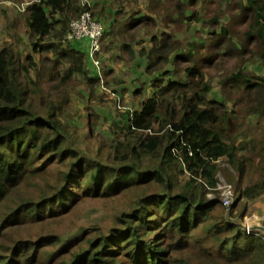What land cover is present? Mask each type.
<instances>
[{"label":"trees","instance_id":"16d2710c","mask_svg":"<svg viewBox=\"0 0 264 264\" xmlns=\"http://www.w3.org/2000/svg\"><path fill=\"white\" fill-rule=\"evenodd\" d=\"M132 1L141 2L108 0L98 20L112 28L125 17L120 49L146 61L135 95L152 91L115 121L113 138L96 133L100 115L91 108L76 116L84 124L69 118L77 93L90 101L107 91L104 72L85 67V49L65 41L79 0H38L22 11L31 53L20 38L0 46V264H264V233L242 225L249 202L264 195V142L243 130L250 115L264 118V77L242 68L246 54L264 61V0H223L224 9L218 0H160L159 9L142 0L147 8L127 10ZM194 22V37L176 38ZM142 30L148 46L137 52L126 35L133 31L135 41ZM106 37L113 29L104 28ZM227 57L240 63L222 74V96L212 98L209 72ZM224 159L237 190L230 208L217 190ZM121 200L108 229L83 226L68 239L50 228L85 203Z\"/></svg>","mask_w":264,"mask_h":264},{"label":"rangeland","instance_id":"374dc122","mask_svg":"<svg viewBox=\"0 0 264 264\" xmlns=\"http://www.w3.org/2000/svg\"><path fill=\"white\" fill-rule=\"evenodd\" d=\"M7 1L10 0H1L0 2V46H2L6 42L15 41L14 39L20 38L22 42L20 43L21 50L27 54L31 53L33 51V48L29 45L27 46L26 43L29 42L28 34L26 33V29L23 22V13L20 11L15 5L13 4H7ZM15 3H21L23 1L21 0H12ZM21 1V2H20ZM79 0V5H80ZM139 4L137 5L136 2L132 1L130 4H127V10H133L136 8L143 9L147 8L146 3H144L142 0H140ZM155 7H157V4L160 0H154ZM117 5V4H116ZM161 5V4H160ZM93 6H94V13L96 17L99 19L101 18L102 12H108L109 10V2L108 0H93ZM218 6L219 8L222 7L224 9L225 6H227V3L223 0H218ZM102 8L105 9V11H102ZM228 10H231L229 7ZM237 11V10H235ZM230 13H226L222 17V21L226 24L230 23ZM125 17L119 16V22L116 25H113L112 28H109V19L105 20L104 28L109 29L112 32H114V38L112 37H106L102 39V50L100 52L99 58L102 62V73L104 72V81L107 88V91L103 88L98 89V99L96 100H87L76 94V97L71 103V108L69 109L70 113V120L71 122H76L79 124L81 122L84 124L85 118L82 119L80 117H76L77 115H80L81 117H86V115L90 112L87 108H91L92 111L96 114V112L99 113L100 118L98 121V125L96 128V133L99 136H103L105 138H113L114 133L113 131H118V129H115L114 123L115 121L121 120L123 121L124 116L130 112V110H135L139 107L141 100L145 99V97L149 96L151 93V87H147L142 90V95L136 96L135 90L137 88H140L143 81L146 80L145 75V65L146 61L142 58H133L130 59L127 55L121 51V33H120V26L123 25ZM123 20V22H122ZM103 22V18H102ZM113 22V21H112ZM235 28L238 30H243L245 28L244 25L235 24ZM13 27V28H12ZM201 28V22H194L191 26H188L187 24L184 26V30L179 31L176 33L177 39H184L194 37L196 32L200 30ZM9 29L13 30L9 33ZM163 30V28H162ZM135 33L129 32L126 35L128 42H133L134 48L137 50V52L143 48L148 46V36L144 33L142 30L139 31L136 34L135 41H132V36H134ZM12 36H15L14 38ZM8 37L9 40H8ZM114 40L113 44H110V42ZM77 45V44H76ZM80 46V45H79ZM246 59L243 70H245V73L249 75L250 78L257 77H264V61L260 60L256 57H251V55L246 54L244 56ZM240 58L237 59L233 58H224L219 65V69L216 72V69L214 68L209 72L208 78L212 79V83L214 85V89L211 92L212 98H221L222 94V79L225 76H222L223 73H226L228 69H232L236 63H240ZM67 66V65H66ZM66 66L62 68L61 73H64V70ZM86 68H88L89 72L94 73V67L89 61V59L86 60ZM75 80H77L78 77L74 74L72 76ZM148 83V82H147ZM75 91H81L85 92V86L81 83H77L74 85ZM87 95V93H86ZM231 109L233 107L232 102H225ZM241 104L237 107V110L240 109ZM243 114H239L238 117H243ZM126 123V120H124ZM245 124L249 127H243V130L248 131V134H253L254 137V143L256 145H262L264 142V118L258 119V116L256 115H250L249 118L245 121ZM158 126V125H157ZM254 130V131H253ZM82 131V127H81ZM247 136L246 138L248 140L252 139V136ZM240 136H244L240 135ZM76 137L78 141L83 142V146L87 148H91V150L94 149L95 141L91 138H81L80 133H76ZM80 138V139H79ZM246 138H243L244 140ZM242 137H240L238 142H241ZM87 140V142H86ZM250 146L253 147V143H250ZM244 152V151H242ZM220 164V167L224 169L219 174V183L228 182L235 186V182H230L226 175L224 174L225 171H230L232 174L234 173L233 168L227 166V162L224 160H221L218 162ZM255 170L251 169L250 171ZM188 176V174L186 173ZM256 177L255 173L252 172L251 174L247 173L246 182L248 183L252 178ZM236 187V186H235ZM35 190V191H34ZM29 192L34 191V193L39 192V189L31 187ZM29 194V193H28ZM212 196L214 193H211ZM260 199V198H259ZM258 199V200H259ZM13 200V199H11ZM257 202H249L250 209L249 213L246 215L243 224L251 223V216H253L255 213V203ZM125 206V200L117 201V202H100L98 204L95 203H85L78 208L72 210L67 215L56 218L57 222L50 224V228L54 232H59L62 234L61 237L70 239L76 231L83 227H94V226H100V227H106L108 229L109 226L113 224V217L117 214V212ZM246 220V221H245ZM106 229V230H107Z\"/></svg>","mask_w":264,"mask_h":264},{"label":"built area","instance_id":"2783aa9c","mask_svg":"<svg viewBox=\"0 0 264 264\" xmlns=\"http://www.w3.org/2000/svg\"><path fill=\"white\" fill-rule=\"evenodd\" d=\"M38 0H24L21 3H11L15 5L20 11H24L28 5ZM92 1L93 0H81L80 7L83 10L80 12L79 16L74 18L70 23L69 31L65 36V41L69 43H75L81 45L90 60L91 64L96 69L98 74L102 76V62L99 58V54L102 50V39L104 34V24L94 16L92 11ZM217 190L220 193V199L222 203L227 207L235 202L237 196L236 187L228 182L218 183ZM213 197L212 194H209ZM254 218H258L256 215L251 216V223L243 224V228L248 234L260 231L255 228V226H260L253 221ZM246 221V220H245ZM264 233V232H263ZM264 235V234H263ZM264 239V236H263Z\"/></svg>","mask_w":264,"mask_h":264},{"label":"crops","instance_id":"0c3cea01","mask_svg":"<svg viewBox=\"0 0 264 264\" xmlns=\"http://www.w3.org/2000/svg\"><path fill=\"white\" fill-rule=\"evenodd\" d=\"M12 2L15 3L14 1L10 0V1H7V4H11ZM92 4H93V1H92ZM9 38L10 37H8V40ZM255 209L256 210L254 211L255 213L254 215H256L258 218H254L253 221L255 222V224L257 223L258 225L264 228V195L259 200H257V202L255 203ZM260 231L263 232L262 230Z\"/></svg>","mask_w":264,"mask_h":264},{"label":"water","instance_id":"95a60500","mask_svg":"<svg viewBox=\"0 0 264 264\" xmlns=\"http://www.w3.org/2000/svg\"><path fill=\"white\" fill-rule=\"evenodd\" d=\"M255 228L262 230L264 232V228L262 226H255Z\"/></svg>","mask_w":264,"mask_h":264},{"label":"clouds","instance_id":"9594fccd","mask_svg":"<svg viewBox=\"0 0 264 264\" xmlns=\"http://www.w3.org/2000/svg\"><path fill=\"white\" fill-rule=\"evenodd\" d=\"M130 112H131V110H130ZM237 197V196H236Z\"/></svg>","mask_w":264,"mask_h":264}]
</instances>
